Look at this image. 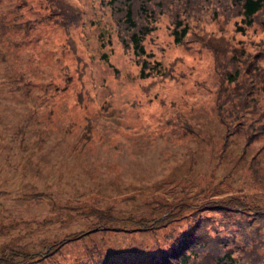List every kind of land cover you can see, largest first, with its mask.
I'll return each mask as SVG.
<instances>
[{
	"label": "rangeland",
	"instance_id": "374dc122",
	"mask_svg": "<svg viewBox=\"0 0 264 264\" xmlns=\"http://www.w3.org/2000/svg\"><path fill=\"white\" fill-rule=\"evenodd\" d=\"M66 1L74 13L66 22L71 41L49 6L0 0L5 32L25 17L43 15L25 25L28 34L0 42V256L9 246L37 254L29 264H148L160 250L154 252L153 231L111 229L123 227L120 220L152 219L176 202L197 204L233 192L264 206V138L245 148L242 131L222 145L227 124L217 108L213 52L174 43L164 18L145 40L163 74L142 77L135 55L120 44L110 9L100 0ZM202 23L221 32V21L204 16ZM225 29L236 45L264 44L260 25L243 34L232 19ZM32 64L25 77L35 75L19 83L15 76ZM256 153L257 176L249 168ZM200 213L212 214L216 235L229 239L227 249L238 255L245 243L233 230L238 216ZM100 219L108 228L104 232L94 228L42 257L56 242L92 229ZM260 230L257 240H264V227ZM179 233L172 225L163 239L187 240ZM259 247L264 251V244ZM100 251L107 252L109 262L101 260ZM126 253L132 259L120 260Z\"/></svg>",
	"mask_w": 264,
	"mask_h": 264
},
{
	"label": "trees",
	"instance_id": "16d2710c",
	"mask_svg": "<svg viewBox=\"0 0 264 264\" xmlns=\"http://www.w3.org/2000/svg\"><path fill=\"white\" fill-rule=\"evenodd\" d=\"M45 1L46 3L37 0L36 4L41 9L45 7L48 10V6L53 9L54 19L64 25L68 36L67 41H71V29L66 25L69 15H74V13L68 12L70 3L66 0ZM100 1L104 8L110 9L120 44L135 55L140 64L142 77L155 78L163 74L160 67L161 63L153 59L154 53L146 52L145 40L147 36L158 29L160 21L164 18L169 21L170 35L174 43L180 44L188 50L194 45H200L202 49H210L216 58V70L219 75L218 113L221 120L227 124L222 145L225 144L224 148H226L231 142V138L242 131L246 133L245 148L256 140L264 138L263 41H256L253 49L242 45L241 41H237L236 45L233 42V37L228 36L225 29V25L232 19L235 24V31H241L243 34L247 28L258 27V25L264 28V0ZM33 13L30 12V14ZM21 15L23 14L21 13ZM204 16L210 17L213 21H221V32L217 33L220 29L218 31L209 30L202 23ZM42 19L43 15L25 17L23 20L15 22L13 29L6 32L0 30V42L4 41L9 44L10 36L16 34L20 36L22 32L28 34L29 31L25 25L35 24ZM81 21L82 13L79 15L75 26ZM84 24L79 27L84 28ZM31 35L34 34L31 33ZM16 43L18 44V42ZM103 56L105 57L107 54L104 53ZM34 68L33 64L22 67L24 71L19 72L15 78L19 83H28L25 82L24 78H29L35 74L31 73L27 77L25 75L27 72L33 71L30 69ZM7 75L10 79L13 78L12 75ZM154 83L155 80L150 85ZM262 148H264V144ZM257 157L258 154H254L252 163L249 165V168L255 171L256 176L258 171L255 166L258 161ZM223 178L226 179V176ZM226 197L218 199L214 195H209L205 200L197 201V204L182 200L174 203L160 216L151 219L131 215L120 220L123 227L114 226L111 229L120 231L152 230L151 236L156 237L157 245L154 252L158 250V247L160 250L156 260L153 258L154 254L150 255L151 260L148 264H264V251H261L259 247L264 244V240H257L259 236H262L260 228L264 227V206L248 203L240 192H233ZM204 210H220L238 216L234 223L237 227H234L233 230L236 231L237 237L243 236L245 239L238 255H235L232 249H227L229 239L216 235L218 234L217 229L210 221L212 214L209 213L207 216L201 214L200 212ZM187 212H190V218L186 216ZM95 225L92 229L69 234L56 242L42 257H48L58 248L95 232L94 228H97V232H104V229H108L101 219ZM172 225L180 229L177 237L188 236L187 240L178 244L171 240V236L164 240V236ZM162 227L166 229H162ZM217 246L220 248L217 249ZM105 253L107 252L100 251L101 260L106 259L109 262L110 258H107ZM36 256L37 254L33 252L21 251L8 246L0 256V264H29ZM18 257H22V259L17 260ZM203 257H210L211 259L201 261ZM131 259L127 253L124 257H120L122 261Z\"/></svg>",
	"mask_w": 264,
	"mask_h": 264
}]
</instances>
